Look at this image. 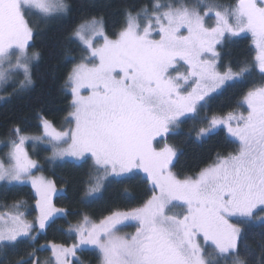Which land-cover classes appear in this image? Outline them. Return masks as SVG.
I'll return each mask as SVG.
<instances>
[{"label":"snow or ice","instance_id":"snow-or-ice-1","mask_svg":"<svg viewBox=\"0 0 264 264\" xmlns=\"http://www.w3.org/2000/svg\"><path fill=\"white\" fill-rule=\"evenodd\" d=\"M70 10L65 0H0V84L22 76L23 91L33 83L31 62L39 53L29 54L34 32L27 17L39 13L49 20ZM242 33L251 36L260 78L238 104L247 106L246 114L205 115L197 132L199 138L224 126L236 148L180 177L171 170L177 149L167 142L157 148V137L166 138L185 120L195 121L210 94L254 75L252 65L233 70L231 63L221 64L218 48ZM71 38L86 54L66 80L72 110L65 119L73 126L58 130L42 119V134L34 137L18 125L9 129L0 188L7 192L30 182L37 215L27 219L23 201L0 213V249L20 243L32 247L16 264H78L77 252L88 246L98 250L100 264H249L251 252L241 243L246 227L259 220L264 228V216L257 217L264 213V0L230 5L154 0L135 14L126 10L122 26L111 35L102 16L83 17ZM29 139L48 144L52 161H91L85 197L101 193L109 177L134 171L145 174L151 195L139 207L111 211L98 221L77 214L64 233L73 243L49 241L37 248L40 234L69 213L54 205L53 182L32 174L38 164L25 150ZM175 207L182 211L172 212ZM132 224L134 233L118 235ZM43 249L51 251L45 261L36 255ZM261 256L256 264H264V245Z\"/></svg>","mask_w":264,"mask_h":264},{"label":"trees","instance_id":"trees-1","mask_svg":"<svg viewBox=\"0 0 264 264\" xmlns=\"http://www.w3.org/2000/svg\"><path fill=\"white\" fill-rule=\"evenodd\" d=\"M168 1V0H164ZM70 6L67 15L45 20L39 14L29 15L30 26L34 37L30 41L29 54L39 53V58L31 62L33 83L26 90H19L20 77L10 78L0 88V141L8 142L9 129L18 125L26 136H39L42 132L41 120L47 119L54 123L58 130L67 128L66 122L70 108V87H66L68 73L72 67L82 61L86 55L79 46V41L71 38L75 24L83 17H103L109 35L119 31L124 21V13L130 10L135 14L145 6L151 7L154 0H65ZM221 64L231 63L233 70L238 65H252L254 75L245 82L229 83L220 91L211 95L208 103L200 109L199 117L185 120L175 132L166 137L168 144L177 149L171 170L180 177L194 175L207 166L217 154H227L235 150L236 145L230 143L227 129L219 127L211 134L197 137V132L205 124L200 120L207 115L223 116L230 111L245 113L242 102L243 95L251 86V82H260L255 65V52L251 40L247 36L228 38L222 48ZM220 70H224L221 67ZM29 147V146H28ZM48 148L40 147L35 155L38 160L36 170L43 172L51 179L56 191L52 200L57 208H64L69 214L60 216L55 224L40 234L36 247L49 241L57 244H71L64 233L69 224L79 219L77 214H87L92 220L98 221L111 211H127L139 207L150 195L151 186L142 174L131 173L124 178L108 179L102 186L101 193L93 198L84 196L85 184L91 171V161L75 163L71 161L53 162L49 159ZM16 201H23L28 217L37 215L35 195L31 188L19 186L11 191L0 188V207L10 210ZM84 201V202H82ZM23 209V210H25ZM242 245H247L251 255L249 264H256L262 258L261 247L264 245V228L260 223L246 227ZM32 247L20 243L16 247L0 249V264H16L27 259ZM41 261L50 258L49 249L36 253ZM77 257L84 264H100L97 252L84 249L77 252ZM79 264V263H78Z\"/></svg>","mask_w":264,"mask_h":264},{"label":"rangeland","instance_id":"rangeland-1","mask_svg":"<svg viewBox=\"0 0 264 264\" xmlns=\"http://www.w3.org/2000/svg\"><path fill=\"white\" fill-rule=\"evenodd\" d=\"M165 2H168V1H165ZM189 2H193V0H189ZM37 14H39V13H37ZM207 23L209 24V25H214V23H215V18H214V16L211 18V19H209L208 21H207ZM240 36H247V37H249L250 38V40H251V36H250V34H248V33H242ZM240 36H237V37H240ZM237 37H229V38H237ZM30 43V42H29ZM251 43H252V40H251ZM252 46H253V48H254V52H255V55H256V50H255V46H254V44L252 43ZM254 59H255V56H254ZM80 62H82V61H80ZM79 62V63H80ZM180 71H183L184 69L183 68H180L179 69ZM257 71H259L258 69H256ZM222 71V70H221ZM229 83H231V82H229ZM3 84V83H2ZM2 84H0V88H1V85ZM1 91V90H0ZM220 91V90H219ZM69 92H70V95H71V89H69ZM82 94H84V95H87V91H83L82 92ZM214 93H212V94H210V96L211 95H213ZM71 100H72V96H71ZM246 105H244V111H245V114H246ZM238 114V113H237ZM71 126H73V125H69L67 128H65V129H68L69 127H71ZM42 127V126H41ZM219 127H223V128H225L224 126H218L217 128H219ZM216 128V129H217ZM226 129V128H225ZM177 130V129H176ZM175 130V131H176ZM42 131H43V129H42ZM174 131V132H175ZM41 134H42V132H41ZM28 137H34V136H28ZM157 141H158V143H155V146L157 147V148H161V147H163L164 146V143L165 142H167L166 141V138L165 137H157ZM29 146V147H28ZM24 147H25V150L28 152V154H29V157L31 158V159H33V160H35V161H37V163H38V160L36 159V157H35V155H36V153H37V151H38V148H40V147H43V148H48L49 149V151H50V154H49V157H51V155H52V151H51V147L48 145V144H46V143H44V142H42V141H35V140H32V139H29V140H27L26 142H25V145H24ZM10 151V145H9V143L8 142H3V141H0V160H4L5 158H6V154L8 153ZM63 161H71V162H75V163H80V161H77V160H75L74 158H71V157H68V158H65V159H63V160H61V159H57V160H55V161H53V162H63ZM39 165V164H38ZM38 168V167H37ZM36 168V169H37ZM36 169H34L33 170V175L34 176H36V177H43L44 179H46V180H49V181H51V179H49V178H47V176L43 173V172H40V171H38V170H36ZM135 173H138V174H142V176L143 177H145V174L143 173V172H140V171H134ZM129 174H131V173H129ZM129 174H125L124 176H121V177H109V179H119V178H124V177H126V176H128ZM0 183H3V182H0ZM22 186H27V187H29V188H31V190L33 191V193H34V195H35V190L32 188V186H31V183L30 182H28L27 184H25V185H22ZM99 194V193H98ZM97 194H94L93 196H91V197H88V198H93V197H95ZM11 210V209H10ZM10 210H8V209H5V208H1L0 207V213H5V212H8V211H10ZM21 210H23V209H21ZM171 211L172 212H177V213H179V212H181L182 211V209L180 208V207H175V208H173V209H171ZM261 216H264V213H262V212H257V217H261ZM27 219H29V220H32V219H30V217H26ZM255 223H259V220H257ZM135 232V224H132L131 226H128V227H122L121 229H120V231L118 232V235H130V234H132V233H134ZM74 242V241H73ZM72 242V243H73ZM85 249H90V250H94L93 248H92V246H88L87 248H85ZM49 251H50V249H49ZM95 252H97L98 254H99V252H98V250H94ZM99 256H100V254H99ZM50 257H51V251H50ZM44 261V260H43ZM78 263L79 264H84V263H81V260H79L78 259Z\"/></svg>","mask_w":264,"mask_h":264},{"label":"flooded vegetation","instance_id":"flooded-vegetation-1","mask_svg":"<svg viewBox=\"0 0 264 264\" xmlns=\"http://www.w3.org/2000/svg\"><path fill=\"white\" fill-rule=\"evenodd\" d=\"M215 2L222 5H230L233 4L235 0H215Z\"/></svg>","mask_w":264,"mask_h":264}]
</instances>
